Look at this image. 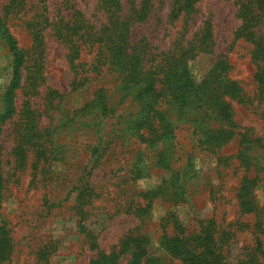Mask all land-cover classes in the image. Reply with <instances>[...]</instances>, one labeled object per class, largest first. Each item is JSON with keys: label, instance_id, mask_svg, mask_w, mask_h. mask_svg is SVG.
Here are the masks:
<instances>
[{"label": "rangeland", "instance_id": "obj_1", "mask_svg": "<svg viewBox=\"0 0 264 264\" xmlns=\"http://www.w3.org/2000/svg\"><path fill=\"white\" fill-rule=\"evenodd\" d=\"M111 1L0 0L1 24L26 60L15 90L16 114L0 126V226L6 224L10 239L5 256L0 253L7 261L0 264H93L101 255H117L126 236L148 239L143 248L152 258L150 264H181L162 247V235L172 236L181 228L193 233L208 223L220 241L225 258L221 264H264V232L254 227L257 220L241 212L237 202L242 183L252 181L250 197L264 203L263 175L236 156L239 134L264 145V92L254 78L258 71L264 72L260 47L264 9L257 0H199L183 38H200L208 26L207 51L194 52L186 76L198 94L170 98L171 93L158 86L153 100H171L158 105L167 123L159 124L158 117L148 119L132 136L141 98L125 95L115 74L92 73L96 45L79 42L78 62L85 66L82 70L71 66L69 56L75 49L57 32L76 22L97 32L112 20L111 13L118 12L114 18L118 21L125 20L133 8L131 0H120L118 9ZM143 1L134 0L137 10ZM170 2L152 0L145 22L132 27L131 40H146L152 56L171 57L174 44L181 41L183 24L181 19L170 23ZM245 20L251 21L249 31H242ZM11 60L0 40V94ZM206 82L214 97L204 90ZM231 84L235 98L224 94L226 88L234 90ZM100 88L107 91L109 107V115L102 119L95 104ZM223 105L231 111V125L218 117ZM2 106L0 101V111ZM27 117L39 141L26 127ZM165 125L170 135L164 133ZM159 127L163 133L158 136ZM98 139L102 153L90 179L92 195L81 231L77 227L81 217L74 215L73 203L66 202L69 189L62 183L68 180L67 173L69 178L78 176L76 170L86 163ZM197 142H206L209 149ZM40 144L46 159L35 173ZM154 148L164 153L159 167ZM17 154L24 157L21 162L16 161ZM171 166L181 171L176 188L166 183ZM182 182L187 184L185 198L175 192ZM59 199L63 201L55 206L45 203ZM146 205V213L139 215ZM257 241L261 249L254 254ZM133 254L134 250L128 251L114 264H131Z\"/></svg>", "mask_w": 264, "mask_h": 264}, {"label": "trees", "instance_id": "obj_2", "mask_svg": "<svg viewBox=\"0 0 264 264\" xmlns=\"http://www.w3.org/2000/svg\"><path fill=\"white\" fill-rule=\"evenodd\" d=\"M152 0H144L139 10L135 6L134 0H131L130 6L133 8L128 11V16L123 21H118L114 19L116 16L111 13L108 25L100 28L97 32H92L91 28H87L82 25L81 22H76L70 27L62 28L58 30L60 34V39L65 44H72V47L75 49L72 54H70L69 64L74 68H80L85 66L84 64L78 62L80 61V51L81 47L78 46V43L81 42V46L91 44L90 46H97V51L93 63L91 64L92 73L96 75L99 74H109L113 73L116 75L117 80L119 81V87L121 91L127 96L133 97V99L141 98L143 105L141 106L140 112L135 118V127L133 128L132 133L128 132L132 136H136L139 131L143 128L142 126L146 125L148 119H153L158 117L161 122H164L165 113L158 110L159 103L166 102L170 103L169 99H164L159 102L153 100V94L157 91V87L161 86L164 92H169L170 98H173L176 95H181L183 99L184 96H189L191 93L196 96L198 94L194 84L186 79L188 75V66L189 63L194 58V52L207 51V44L209 43L210 34L208 32V26H204L203 32L200 35V38L194 37L189 40H183L184 36L190 31L191 26L189 22L193 20L196 14L195 4L199 0H171L170 6V23L177 22L181 19L182 22V38L178 44H174V52L171 57L167 56L160 57V55L152 56L150 54V47L146 40L144 42H133L131 40V30L134 24L144 23L147 16L151 13L153 9ZM257 5L264 9V0H257ZM111 5L115 9L119 7L120 0H112ZM246 16L252 14L251 9L247 8ZM255 17H260L259 14ZM254 17V19H255ZM46 19V18H45ZM250 21V20H249ZM245 20L242 31H249L251 28L250 23ZM3 19H0V40L8 49V52L11 55V63L9 66L8 76L6 85H2L3 88L2 94H0V101L3 104L0 111V126L12 118L16 114V105H15V90L20 86L21 80V68L26 62L24 54L17 48L16 42L9 35L7 30L4 27V24H1ZM184 42V45L182 43ZM260 47L264 49V39H261ZM173 51V50H172ZM171 54V53H170ZM255 59V57H254ZM257 59V58H256ZM216 72L219 71L218 64L215 67ZM255 80L258 82L260 88L264 92V72H257L255 75ZM209 84V83H208ZM234 87L232 92H227L224 90V94L229 97L235 98V85L231 84ZM211 87V85H210ZM212 88V87H211ZM200 90V89H199ZM204 90H208L209 94L214 97L215 94L211 92L210 88H207V82L204 86ZM105 89H98L95 92L96 100L95 104L97 106L98 118H106L109 115V107L107 104ZM213 104V103H212ZM87 106L82 109L81 113H84ZM218 117L222 119L225 123H231L232 115L228 106H221ZM126 121H124L125 124ZM164 123H167L164 122ZM34 124L32 123L31 118H26V127L31 128ZM167 130L169 128L167 127ZM166 130V125L164 126V133H168ZM161 135L163 131L159 127ZM170 132V131H169ZM157 133V132H156ZM170 135V133H168ZM239 148L236 156L240 159L242 164L251 165L253 168L263 175L264 179V145L260 144L259 140L250 141L247 135L239 134ZM36 141H39L40 137L37 136L33 129V136ZM31 137V138H32ZM33 141V139L31 140ZM101 139H98L97 143L91 146L89 158L84 163L81 168L76 170L77 177H68V173L65 175V178H68L67 181L63 180L62 186L64 189L68 190V195L66 196V202H71L72 210L74 215L81 217L79 222H77V227L82 231V221L83 217L87 214L86 207L89 204V198L92 195L90 189V179L92 173L97 167V163L101 158L100 143ZM198 146L201 148V144L204 145L205 149H209L206 142H197ZM206 145V146H205ZM19 151L21 149L19 148ZM155 157L154 163L155 166L159 167L162 162V156L164 153L159 152L154 148ZM35 160L33 162L34 172H38L37 168L40 163L46 159V150L44 149V144H40L36 147ZM21 153V152H20ZM22 154V153H21ZM16 161L21 162L24 157L22 155H16ZM166 159V158H165ZM169 167V165H168ZM122 171L121 169L117 172ZM167 185L172 186L173 188L177 187V182L179 180V175H181L180 167L175 169L171 166L168 170ZM70 179V181H69ZM67 182V184H66ZM244 183V182H243ZM240 186L237 192V202L241 212L251 213L253 218L257 221L254 224V227L259 230L260 233L264 232V203H258L256 200L250 197V188L252 181H246ZM187 184L184 182L179 183V189H175L177 196H182L185 198L184 189ZM71 187V188H70ZM2 189V179L0 176V192ZM51 191V190H50ZM48 192V194L50 193ZM70 196V197H69ZM60 201L51 202L46 200L45 203H51L52 206L59 204ZM150 201V199L148 200ZM149 206L139 209V215L146 213V210ZM213 223V222H211ZM0 226V253L5 256L6 249L9 247L10 239L9 234L6 229V224L1 223ZM215 229L212 232V227L210 223L200 227L198 231L193 233H187L182 228L176 230L172 236H166L165 234L161 237L162 247L174 258L180 260L181 264H221L225 261L224 255L219 248L220 241L215 239ZM229 234L226 235V238L229 237ZM228 239V238H227ZM148 244V239L143 236H126L120 243L118 254L110 255H101L99 256L93 264H114V261L119 260L127 256L128 251L134 250L133 258L131 259V264H150L152 258H147V252L143 248L144 245ZM132 245V246H130ZM261 244L257 241L254 254L260 252ZM252 254V256L254 255ZM255 256V255H254ZM253 256V257H254ZM0 256V262L2 260ZM225 264V262L223 263Z\"/></svg>", "mask_w": 264, "mask_h": 264}]
</instances>
